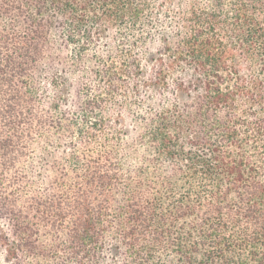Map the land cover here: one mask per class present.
<instances>
[{"label": "trees", "instance_id": "1", "mask_svg": "<svg viewBox=\"0 0 264 264\" xmlns=\"http://www.w3.org/2000/svg\"><path fill=\"white\" fill-rule=\"evenodd\" d=\"M0 264H264V0H0Z\"/></svg>", "mask_w": 264, "mask_h": 264}]
</instances>
